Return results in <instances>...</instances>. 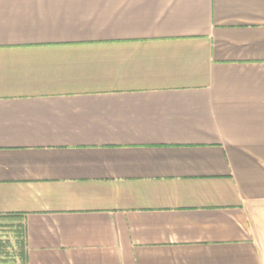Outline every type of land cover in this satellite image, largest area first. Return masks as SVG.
Masks as SVG:
<instances>
[{
    "label": "crops",
    "instance_id": "0c3cea01",
    "mask_svg": "<svg viewBox=\"0 0 264 264\" xmlns=\"http://www.w3.org/2000/svg\"><path fill=\"white\" fill-rule=\"evenodd\" d=\"M28 264H264V0H0V215Z\"/></svg>",
    "mask_w": 264,
    "mask_h": 264
},
{
    "label": "trees",
    "instance_id": "16d2710c",
    "mask_svg": "<svg viewBox=\"0 0 264 264\" xmlns=\"http://www.w3.org/2000/svg\"><path fill=\"white\" fill-rule=\"evenodd\" d=\"M2 220H9L14 223L11 225V229L15 237V249L10 257L5 252V244L0 242V257L3 260L1 263L28 264V231L25 216L22 214L0 215V221Z\"/></svg>",
    "mask_w": 264,
    "mask_h": 264
},
{
    "label": "rangeland",
    "instance_id": "374dc122",
    "mask_svg": "<svg viewBox=\"0 0 264 264\" xmlns=\"http://www.w3.org/2000/svg\"><path fill=\"white\" fill-rule=\"evenodd\" d=\"M14 224L12 221L9 220H2L0 221V242L5 244V252H7L10 257L14 252L15 249V237L14 233L11 229V225ZM3 261L0 257V264ZM6 264H10L9 262Z\"/></svg>",
    "mask_w": 264,
    "mask_h": 264
}]
</instances>
